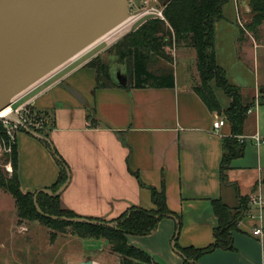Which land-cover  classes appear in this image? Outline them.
<instances>
[{
    "label": "crops",
    "instance_id": "crops-1",
    "mask_svg": "<svg viewBox=\"0 0 264 264\" xmlns=\"http://www.w3.org/2000/svg\"><path fill=\"white\" fill-rule=\"evenodd\" d=\"M231 1H235L239 11L238 0ZM241 30L239 27L238 34L235 29L233 36L236 42L242 43ZM218 44L216 59L227 74ZM256 47L257 43L255 50ZM172 52L174 63L183 58L182 73L174 70V63L165 65L175 75L172 88H99L95 70L86 67L99 55L86 59V53L51 75L65 71L57 80L49 76L22 94L18 99L21 106L17 108L27 106L47 117L48 138L70 173L69 184L60 196L64 209L78 217L110 221L131 207L155 210L150 188H157L164 190L168 209L178 217L180 233L176 244L183 249H205L214 242V229L218 227L213 201L221 199L234 209L240 206L242 198H248V210L233 233V248L206 253L197 262L264 264V235L253 234L258 228L264 231V211L260 213L250 203V197L258 193L264 198V143L253 139L258 136L264 141L262 121L257 120L258 113L253 110L259 104L263 87L251 101L243 100L244 105L254 104L239 138L245 143V153L234 159L223 175L224 139L232 137L230 122L215 131V120L218 117L226 120L225 116L211 111L193 91L200 83L193 48L174 46ZM78 61L80 64L76 65ZM118 76L127 77L122 67H117L115 76L112 73L117 83ZM211 86L216 94L215 83ZM66 87L82 94L86 102L82 103ZM228 105L223 110L231 107L230 98ZM91 109L96 110L98 126L91 125L88 119ZM248 117L257 121L254 132L249 131ZM15 143L20 190L31 194L51 189L60 176L58 158L51 149L25 131L18 133ZM177 227L176 220L164 218L152 234L130 235L129 242L146 250L156 264H185L171 246ZM64 239L76 243L66 250L65 264H79L89 259L97 264H110L112 257L120 264V257L110 246L107 252H90L80 244L84 243L82 238L70 231L51 240L48 248L56 249L58 245L60 249ZM53 262L50 260L49 264Z\"/></svg>",
    "mask_w": 264,
    "mask_h": 264
},
{
    "label": "trees",
    "instance_id": "trees-1",
    "mask_svg": "<svg viewBox=\"0 0 264 264\" xmlns=\"http://www.w3.org/2000/svg\"><path fill=\"white\" fill-rule=\"evenodd\" d=\"M231 0H162L165 20L153 18L136 29L135 32L127 35L121 42L115 44L114 49L118 62L127 64L126 75L129 79L127 86H121L112 77L111 65L104 62L100 55L91 59L86 65L87 68L95 70L97 86L99 88H172L175 86V75L170 68H164L160 73L152 72L149 63L153 58L164 61L167 65L173 64V48L181 44L192 47L197 53V70L200 75V83L193 87L199 97L202 98L206 106L213 112L224 115L231 125L230 138L224 139V159L222 162V174L230 169L232 161L244 156L245 143L239 138L243 135L244 127L249 110L254 107L253 103L243 104L242 89L230 84L228 76L223 68L218 65L216 59V22L224 17L223 7ZM252 11L253 22L250 29L253 32L261 27L264 22V0H247ZM244 33L241 30V39ZM221 88L231 99V107L223 110L215 91L211 84ZM264 103V86L260 91L259 104ZM35 116H43L44 113L34 111ZM88 119L91 125L98 126L96 110L91 109ZM46 121V122H45ZM44 121L47 127V119ZM24 131V130H23ZM48 137L46 130H38ZM0 134L5 137L4 128L0 124ZM44 143V142H43ZM50 148V145L44 143ZM53 153V152H52ZM58 153L55 151V154ZM6 163L11 162L13 176L5 179L0 170V189L9 192L15 201L18 210L19 221L39 222L47 229H50L49 236L54 241L59 234L70 231L73 235L82 239H104L110 246L113 253L119 255L120 264H156L153 257L146 251L139 249L129 242L130 235L142 236L150 235L154 232L159 222L169 216H175L168 207L164 190L150 188L152 201L156 206L153 211L143 208L131 207L124 214L116 219L105 221L102 219H91L104 222H114L115 227L107 228L103 226H92L84 223H70L62 220H54L49 216L63 218H79L73 212L64 209L60 204V197L53 198L48 195H38V205L42 214L34 204V195L24 194L20 190L18 166V148L15 143L9 154H3ZM56 157V156H55ZM60 176L56 184L51 188L57 192L67 181L68 173L65 161L58 160ZM248 198H242L241 204L234 209L229 207L221 199L213 201L214 214L218 218V227L214 229V242L205 249H183L176 244V247L184 254L187 261L193 260L198 264L199 258L214 250H230L233 248V233L236 231L237 223L245 216L248 210ZM49 215V216H48ZM48 216V217H47ZM177 217V216H176ZM178 218V217H177ZM184 260L185 264L188 263Z\"/></svg>",
    "mask_w": 264,
    "mask_h": 264
},
{
    "label": "water",
    "instance_id": "water-1",
    "mask_svg": "<svg viewBox=\"0 0 264 264\" xmlns=\"http://www.w3.org/2000/svg\"><path fill=\"white\" fill-rule=\"evenodd\" d=\"M129 0H0V116L17 123L27 134L50 145L47 136L28 128L14 112L13 105L30 88L55 74L62 67L89 51L105 36L132 19ZM119 84L126 86L128 77L118 76ZM67 91L85 103L86 100L76 90ZM58 160L60 157L55 155ZM68 179L57 192L51 189L39 190L34 195L38 205V195L58 198L70 181ZM49 216V215H48ZM47 216V217H48ZM54 220L70 223H84L107 228L116 223L90 220L86 218H63L49 216ZM177 222V230L172 248L183 260L184 254L176 247L180 224L176 216H169ZM195 264L193 260L187 261ZM79 264H97L86 260Z\"/></svg>",
    "mask_w": 264,
    "mask_h": 264
},
{
    "label": "rangeland",
    "instance_id": "rangeland-1",
    "mask_svg": "<svg viewBox=\"0 0 264 264\" xmlns=\"http://www.w3.org/2000/svg\"><path fill=\"white\" fill-rule=\"evenodd\" d=\"M129 1L132 19L123 29H120V32L115 36L95 45L85 57L86 59H90V57L101 54V59L111 65V71L114 76L116 75L117 67H122V69L127 72V64H120L118 62L116 51L114 49L115 44L121 42V40L127 35L135 32L138 27L147 21L156 18L154 14H143L146 11V7L143 5V0ZM150 1V6L162 10L164 13L166 6L163 5L164 3L162 0ZM242 1H244L243 6L241 5ZM238 9L240 15L235 5V1H230L223 7L224 17L217 22V43H219L218 52L222 64L226 67L228 79L231 83L242 89L243 100L249 102L251 101V98L255 96L256 92H259L260 87H263L264 85V22L256 32H253L252 29H250L253 22V15L252 11H250L247 0H238ZM238 19L240 21H238ZM238 26L241 27L245 36V38L242 39V43L236 42L233 36V31L235 29L238 30L239 34ZM255 43L258 44L256 50L254 49ZM183 46L184 45L181 44L180 46H177V48ZM255 51L256 55L254 53ZM184 53H187V51H184ZM193 53H196L194 48ZM185 56L189 58V54H185ZM181 59L178 61L176 60L173 66L174 70L178 73L183 72V58ZM79 62L80 61H78L76 65L80 64ZM149 64V68L152 72H160L161 70H164V68H166L165 65H167L164 61L156 58H153ZM64 73L65 71L60 72L59 74L51 76V78L52 80H57ZM215 90L220 105H222L223 108H227L229 106V98L221 88L215 87ZM19 106H21L19 101H16L14 107L17 108ZM253 110L258 113L257 120L262 121L264 133V104L263 106L257 104ZM43 120L45 121L46 119L43 118ZM248 120L249 131L254 132L256 128L255 123L257 121L252 117H248ZM262 138H264V135ZM3 150L4 149H2L0 144V170L5 179H10L12 178L13 173L12 175L8 174L5 169L6 161L2 154L4 153ZM80 240L84 242L80 244H84L85 249L90 252H95L96 250L107 252L106 248H109V245L103 239L95 238ZM50 241L51 238L48 235V229L43 224L37 221H19L18 210L17 206H15L14 198L9 192L1 188L0 264H49L50 260H53L54 264H65V258L67 257L66 250L75 247L76 243L64 239L60 249H58V245H56V249H50L48 248ZM110 264H118V262L112 257V259H110Z\"/></svg>",
    "mask_w": 264,
    "mask_h": 264
},
{
    "label": "built area",
    "instance_id": "built-area-1",
    "mask_svg": "<svg viewBox=\"0 0 264 264\" xmlns=\"http://www.w3.org/2000/svg\"><path fill=\"white\" fill-rule=\"evenodd\" d=\"M143 5H145L146 7V11L143 13L144 15L154 14L156 18L165 20V15L163 11L150 6L151 5L150 0H143ZM13 109H14V112H16V114L20 117L21 121L24 123L26 127L34 129L36 131L45 129L43 118L41 116L39 117L35 116L30 110V108H28L27 106H22L20 108H14V105H13ZM227 123L228 121H226L223 118L218 117L214 122L215 131L223 128L224 126L227 125ZM0 124L4 128V132H5V137L3 135L1 136L0 134V144L2 146V149H4L3 150L4 153L2 154H9L12 151V147L15 144L18 133L23 131L24 129L20 127L17 123L15 122L13 123L10 120L3 119L1 116H0ZM253 139L257 143H264V141L258 136L253 137ZM5 169L8 174L12 175L13 167H12L11 162L6 163ZM250 198H251L250 203L254 207H256L260 213H262L264 211V198L262 197V195L258 193L254 196H251ZM253 234L255 236H262L264 235V231L262 228H258L253 232Z\"/></svg>",
    "mask_w": 264,
    "mask_h": 264
},
{
    "label": "bare ground",
    "instance_id": "bare-ground-1",
    "mask_svg": "<svg viewBox=\"0 0 264 264\" xmlns=\"http://www.w3.org/2000/svg\"><path fill=\"white\" fill-rule=\"evenodd\" d=\"M127 24H128V22L125 23V24H123V25H121V26H120L118 29H116L114 32H112V33H110L109 35L105 36V38L102 39L101 41H99L97 44H99V43H101V42H103V41H105V40H108V39L111 38L112 36H115L118 32H120V29H123ZM97 44H96V45H97ZM93 48H94V46H93ZM93 48H91V49H93ZM89 51H90V50H89ZM89 51H87V52H89ZM87 52L83 53V55L86 54ZM81 56H82V55H81Z\"/></svg>",
    "mask_w": 264,
    "mask_h": 264
}]
</instances>
